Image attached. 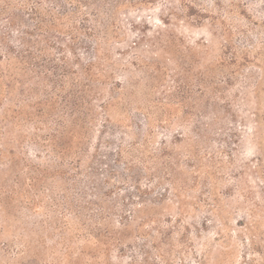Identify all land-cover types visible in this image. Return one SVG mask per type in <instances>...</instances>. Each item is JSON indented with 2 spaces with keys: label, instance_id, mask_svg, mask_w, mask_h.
Returning <instances> with one entry per match:
<instances>
[{
  "label": "rangeland",
  "instance_id": "obj_1",
  "mask_svg": "<svg viewBox=\"0 0 264 264\" xmlns=\"http://www.w3.org/2000/svg\"><path fill=\"white\" fill-rule=\"evenodd\" d=\"M0 264H264V0H0Z\"/></svg>",
  "mask_w": 264,
  "mask_h": 264
}]
</instances>
